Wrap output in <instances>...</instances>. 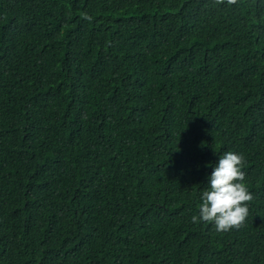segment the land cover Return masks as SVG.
Listing matches in <instances>:
<instances>
[{"label": "trees", "instance_id": "16d2710c", "mask_svg": "<svg viewBox=\"0 0 264 264\" xmlns=\"http://www.w3.org/2000/svg\"><path fill=\"white\" fill-rule=\"evenodd\" d=\"M0 264H264V0H0Z\"/></svg>", "mask_w": 264, "mask_h": 264}, {"label": "clouds", "instance_id": "9594fccd", "mask_svg": "<svg viewBox=\"0 0 264 264\" xmlns=\"http://www.w3.org/2000/svg\"><path fill=\"white\" fill-rule=\"evenodd\" d=\"M225 0H216L217 4ZM228 4L235 0H227ZM243 155L227 151L219 156L208 176L207 188L201 194L199 214L192 216L194 223H208L217 232L230 231L244 225L249 216V202L253 194L248 190L242 171Z\"/></svg>", "mask_w": 264, "mask_h": 264}]
</instances>
